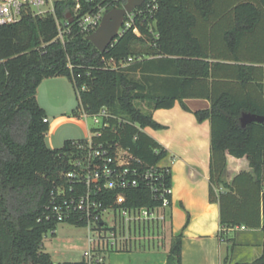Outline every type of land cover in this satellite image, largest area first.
I'll use <instances>...</instances> for the list:
<instances>
[{
	"label": "trees",
	"instance_id": "trees-1",
	"mask_svg": "<svg viewBox=\"0 0 264 264\" xmlns=\"http://www.w3.org/2000/svg\"><path fill=\"white\" fill-rule=\"evenodd\" d=\"M126 1L96 0L84 11ZM69 6L57 3L60 18ZM125 19L132 25L123 26L104 52L75 23L64 45L55 40L56 20L49 15L0 25V264H87L85 258L56 263L42 249L44 236L61 224L51 212L52 191L69 185L62 174L86 140H67L59 149L46 144L49 119L37 93L43 80L55 77L74 84L86 112L106 108L116 117L103 139L118 141L149 164L167 155L146 132L163 127L153 111L177 100L189 110L185 98L208 99L210 107L194 114L210 122L209 200L219 204L222 228L244 226L264 235V121L240 122L243 112L264 116V0H146ZM228 155L246 157L251 171L227 178ZM164 169L172 187L171 167ZM126 195L132 206L161 204L143 186ZM163 213L164 220L132 229V237L149 236L146 244L130 238L109 251L167 249L168 264H182V234L172 233L170 209ZM160 233L167 244L154 240ZM251 264H264V243Z\"/></svg>",
	"mask_w": 264,
	"mask_h": 264
},
{
	"label": "built area",
	"instance_id": "built-area-1",
	"mask_svg": "<svg viewBox=\"0 0 264 264\" xmlns=\"http://www.w3.org/2000/svg\"><path fill=\"white\" fill-rule=\"evenodd\" d=\"M95 1L0 0V25L17 23L28 15H49L56 20L58 33L55 40L64 45L71 32L70 24H77L85 35L98 28L107 10L100 7L98 11H84L87 5ZM60 2L70 3L64 18L57 14L56 5ZM69 13L73 17L72 22L67 18ZM131 25L132 19H125L119 34L123 26L129 28ZM110 64L116 66L113 61ZM82 116L86 119L92 117L98 125L89 129V137L84 143L76 145L77 150L70 160L72 167L62 174L69 185H59L52 191L50 207L59 223H82L87 228L89 246L84 258L87 264H101L106 251L132 238L135 225L165 219L163 210L171 206L172 187L167 186L165 180L167 170L164 168L169 166L162 165L161 161L157 164L146 163L118 141L103 139L105 130L111 126V119L116 118L106 108L96 113L82 109ZM140 186L147 188L160 201V206L129 205L126 192ZM115 191L117 194L111 201V193ZM46 217L50 218V215ZM107 217L112 218L111 224H108Z\"/></svg>",
	"mask_w": 264,
	"mask_h": 264
},
{
	"label": "crops",
	"instance_id": "crops-1",
	"mask_svg": "<svg viewBox=\"0 0 264 264\" xmlns=\"http://www.w3.org/2000/svg\"><path fill=\"white\" fill-rule=\"evenodd\" d=\"M46 80L38 88V101L40 87ZM183 102L189 110L177 100L171 108L153 111V118L162 128H146V132L167 151L161 164L171 167L172 171V203L169 209L173 235L182 234V264H251L262 254L264 235L256 242L237 235L224 239L223 235L240 229L222 228L219 204L209 200L210 122H199L194 111L209 108L210 101L189 97ZM40 105L47 114V105ZM87 132L89 137V128ZM242 170L251 171L247 158L228 155L227 178ZM254 231L263 233L260 229ZM255 248H258V255L254 259L241 258L246 256L241 255L242 250L253 251ZM162 251L135 249L113 252L108 264H168L167 249Z\"/></svg>",
	"mask_w": 264,
	"mask_h": 264
},
{
	"label": "rangeland",
	"instance_id": "rangeland-1",
	"mask_svg": "<svg viewBox=\"0 0 264 264\" xmlns=\"http://www.w3.org/2000/svg\"><path fill=\"white\" fill-rule=\"evenodd\" d=\"M39 101L42 105H47V115L50 119L49 130L46 134V144L50 149L61 148L65 141L85 140L88 137L87 128L96 127L92 117L87 119L82 116V106L74 84L67 78H49L40 87ZM108 224L112 223V218L107 217ZM223 235V234H222ZM237 235L242 238L253 239L255 242L263 233H257L254 230H235L224 239ZM164 236V237H163ZM135 245L147 243L148 235L133 236ZM151 238V236H150ZM159 244L168 242V238L164 233L156 234L154 237ZM132 240V241H133ZM165 244V243H164ZM183 245V243H182ZM88 230L84 226L71 225L61 223L55 232H48L44 236L43 251L50 254L54 262H77L84 258V252L88 249ZM247 250V249H246ZM241 251L246 259H254L258 255V248L253 251ZM149 251H162L161 248L151 249ZM232 251H230V254ZM113 252L106 251L104 253L105 261L101 264H108Z\"/></svg>",
	"mask_w": 264,
	"mask_h": 264
},
{
	"label": "water",
	"instance_id": "water-1",
	"mask_svg": "<svg viewBox=\"0 0 264 264\" xmlns=\"http://www.w3.org/2000/svg\"><path fill=\"white\" fill-rule=\"evenodd\" d=\"M146 0H127L122 7L107 10L98 28L87 36V39L100 51L104 52L108 46L118 37L119 30L124 24L125 18L136 8L142 6ZM69 22L73 21L71 14H67ZM262 122L264 116L250 112H243L240 117L242 127L251 122Z\"/></svg>",
	"mask_w": 264,
	"mask_h": 264
}]
</instances>
